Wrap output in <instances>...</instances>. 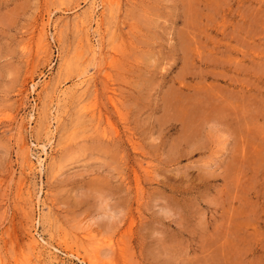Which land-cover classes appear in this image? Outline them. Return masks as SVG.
Segmentation results:
<instances>
[{
	"label": "rangeland",
	"instance_id": "obj_1",
	"mask_svg": "<svg viewBox=\"0 0 264 264\" xmlns=\"http://www.w3.org/2000/svg\"><path fill=\"white\" fill-rule=\"evenodd\" d=\"M0 264H264V0H0Z\"/></svg>",
	"mask_w": 264,
	"mask_h": 264
},
{
	"label": "bare ground",
	"instance_id": "obj_2",
	"mask_svg": "<svg viewBox=\"0 0 264 264\" xmlns=\"http://www.w3.org/2000/svg\"><path fill=\"white\" fill-rule=\"evenodd\" d=\"M42 30H43V29H42ZM88 235H89V234H88ZM108 240H109V239H108ZM95 241H96V240H95ZM95 241H94V242H95ZM97 242H98V241H97ZM107 242H109V241H107ZM99 243H100V242H99ZM100 244H102V243H100Z\"/></svg>",
	"mask_w": 264,
	"mask_h": 264
}]
</instances>
